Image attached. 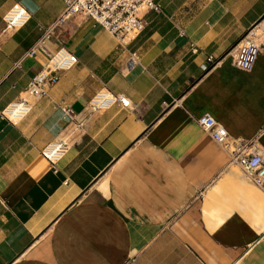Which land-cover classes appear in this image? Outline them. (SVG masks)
<instances>
[{"label":"crops","instance_id":"1","mask_svg":"<svg viewBox=\"0 0 264 264\" xmlns=\"http://www.w3.org/2000/svg\"><path fill=\"white\" fill-rule=\"evenodd\" d=\"M158 2L120 46L89 18L53 28L62 0H0V264H264V191L195 122L264 149V54L249 70L229 54L264 0ZM17 4L31 19L8 33ZM61 47L76 65L11 126L1 112ZM101 89L134 110L87 114ZM63 107L82 128L53 172L41 151L73 127Z\"/></svg>","mask_w":264,"mask_h":264},{"label":"built area","instance_id":"2","mask_svg":"<svg viewBox=\"0 0 264 264\" xmlns=\"http://www.w3.org/2000/svg\"><path fill=\"white\" fill-rule=\"evenodd\" d=\"M62 2L65 8L53 28L72 16L89 18L118 40L120 46L125 44V40H134L144 31L146 14L160 11L158 0H62ZM30 19V13L23 6L14 5L2 17L4 31L8 30L10 33L20 30ZM53 28L44 35H50ZM38 47L37 44L33 46L29 51L30 55L35 54ZM229 54L236 68L249 70L255 59L264 54V19L250 28ZM137 60L138 55L131 53L125 68L129 70ZM76 63L75 56L64 47L51 54L46 65L30 79L24 92L1 112L2 119L11 126H17L31 113L35 103L48 95L49 89L56 85L61 74L72 69ZM213 63L214 60L208 58L207 65L202 66L203 70ZM113 106L128 111L134 110L124 95H115L107 89H101L89 101L85 111L90 115L100 114ZM61 110L69 117L73 127L47 144L41 151L53 172L57 171L58 163L69 150L71 140L75 136L74 128H82V123L77 121V117H74L68 108L63 107ZM195 122L228 154V166L238 167L251 182L264 191V149L258 145L257 140L231 138L225 128L208 114L197 118Z\"/></svg>","mask_w":264,"mask_h":264},{"label":"bare ground","instance_id":"3","mask_svg":"<svg viewBox=\"0 0 264 264\" xmlns=\"http://www.w3.org/2000/svg\"><path fill=\"white\" fill-rule=\"evenodd\" d=\"M8 31V30H7Z\"/></svg>","mask_w":264,"mask_h":264}]
</instances>
